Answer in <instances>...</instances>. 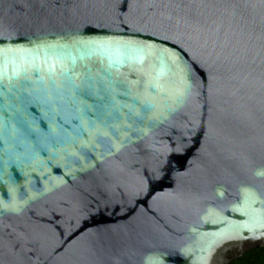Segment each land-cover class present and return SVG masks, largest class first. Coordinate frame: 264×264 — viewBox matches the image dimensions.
Returning <instances> with one entry per match:
<instances>
[{
    "label": "water",
    "instance_id": "1",
    "mask_svg": "<svg viewBox=\"0 0 264 264\" xmlns=\"http://www.w3.org/2000/svg\"><path fill=\"white\" fill-rule=\"evenodd\" d=\"M255 247L264 0H0V264Z\"/></svg>",
    "mask_w": 264,
    "mask_h": 264
},
{
    "label": "trees",
    "instance_id": "2",
    "mask_svg": "<svg viewBox=\"0 0 264 264\" xmlns=\"http://www.w3.org/2000/svg\"><path fill=\"white\" fill-rule=\"evenodd\" d=\"M230 264H264V247H255Z\"/></svg>",
    "mask_w": 264,
    "mask_h": 264
}]
</instances>
